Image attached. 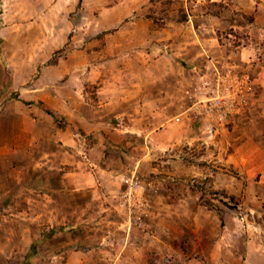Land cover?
I'll list each match as a JSON object with an SVG mask.
<instances>
[{"label":"rangeland","instance_id":"1","mask_svg":"<svg viewBox=\"0 0 264 264\" xmlns=\"http://www.w3.org/2000/svg\"><path fill=\"white\" fill-rule=\"evenodd\" d=\"M161 30L166 40L149 43L146 32ZM179 43L184 56L168 53L195 65L180 84L142 67L150 46ZM40 60L79 65L73 92L61 97L65 110L49 115L60 136L83 133L67 116L78 106L119 119L100 145L84 135L72 158L61 142L56 159L49 149L34 155L23 132L13 134L0 158V264H264V0H0V148L23 116L47 114L19 100L32 87L19 72L28 65L36 75ZM214 73L249 79L245 105L226 120L191 108ZM104 77L114 95L99 90ZM148 88L166 95V107L180 100L190 119L129 116L137 108L124 96ZM87 168L107 178L82 182ZM126 179L144 200L129 214L118 207Z\"/></svg>","mask_w":264,"mask_h":264},{"label":"crops","instance_id":"2","mask_svg":"<svg viewBox=\"0 0 264 264\" xmlns=\"http://www.w3.org/2000/svg\"><path fill=\"white\" fill-rule=\"evenodd\" d=\"M143 26H147V25H143ZM165 32H166L165 30H161L160 32L159 31H154V32H152V31L148 32L147 31L146 36H147L148 42L149 43H151L152 41L153 42H160V41L162 42L163 40H166L165 38L162 39V38L158 37L161 34L164 35ZM166 34H169V31H167ZM167 38L169 39V37H167ZM183 45H184L183 43H179L177 45L168 44L162 48H159V47L155 48L154 46L149 45L151 48H149L148 51L151 52L149 57L152 56V59H151L152 65H151V63L150 64L146 63L145 65H142V67L143 66L147 67V65H148V67H149L148 73L153 78H156L158 76L160 78H163V75H161V74L165 70V73L169 74V76H171L173 78L172 83L176 82V83L180 84V81L178 79L182 78L183 76L186 75L185 73H187V71L185 69L187 68V70L194 71L193 68H195V65H191L192 67L187 66L183 59H180V57H178L177 55H175V58H174L168 52H170V50L175 48V50H179V49L182 50V51H180V54L183 55L184 54L183 53V50H184ZM47 61H49V60H46V61L40 60V61H37V63L35 65H32V68H33V66L34 67L36 66V68L38 69V71H36V75L33 74L32 77H30L31 71L29 70L28 65H26V67H22L23 70L21 72H19V75L20 74L22 75L21 78L23 79V84L27 85L30 82V85L32 86L31 88H29L30 91L27 90L28 88L27 89L23 88V87L21 88L22 91H25V92H23L21 94V96L19 97V100L22 103H25V104L28 103L29 105L31 104V101L34 102L35 104H38V105L42 104V107L44 106V112L47 114H44L43 112H41L42 111V109H41L40 112L43 114H38L39 119H36V117H35V119H26L23 116L21 118L19 124H18V127L15 124V126H14L15 129H13L11 140L4 141L3 148H0V158H2L1 156H3V154L8 151L7 148L11 147L12 144H15V142L17 141V137H16L17 133L19 135L20 132H23V135L26 136L25 138L27 140V146L29 147V151H31L32 154L36 155V153H35L36 149L35 148H38V149H40V152L42 154H44V153H48V154L56 153L53 155L52 160L56 159V157H58L61 154V150H62V147L64 145H56L55 143L61 142V143L65 144V146H72L71 149H69V150L65 149L64 150V151H66V153H68V158H72V156L77 155L75 153V150H73V148L76 149L77 147H80L83 144L84 139H89V138H84V135L85 136H93L94 137L93 139L97 141L96 145H100L101 140H102V132H105V128L109 127V124H110L109 122H111V120L114 119L115 117H116V119L117 118L119 119L117 111H116V113L113 114L112 119L108 120V119H104V117H101V115L97 116L98 111H95L91 108H88V106L86 108H83V110L82 109L80 110V107L78 106V108L69 110L67 116L69 118H75L76 117V127L75 128L79 127L77 122H82V124H83L82 127L80 126L78 129L81 130L83 133L72 132L71 135L73 137L71 135H69V137H68V135H66L67 133L64 134L63 136H60L59 133L53 127H51V125L49 124V122H50L49 121V119H50L49 115H51L50 113L52 112V110H54L55 112L65 110V107L61 101V97L67 98L69 96L68 92H71V93L73 92L70 84L72 83V79L76 78L75 74L77 73V70H79L78 69L79 65H75V64L73 65V63L71 61H67V67H64L61 63H59L57 65L55 63H53V64H49L47 66L46 65ZM82 64H84V63L83 62L80 63V65H82ZM29 72H30V74H29ZM40 72L43 73V75H40ZM91 72L93 73V70H90V73ZM66 73H72V76H69L68 78L65 79ZM169 76H167V78L170 79L171 77H169ZM77 77H79V76L77 75ZM97 79L98 78H95V82L97 81ZM100 84H101V86H100L99 90L103 89L105 87L107 89L108 88L110 89L108 94L114 95V93H116V91L114 89L115 85L113 83H111V81L108 78L105 79V77H104V79L101 81ZM111 84H113L114 86H111ZM151 84L153 85L152 82H151ZM166 86H168V85H166ZM63 87H64V89H62ZM154 93L155 92L152 91L151 88H148L143 93H141V95H139V94L129 95L128 99H127V96H124L125 97V98H123L124 103H131V105H134L133 107L137 108V110L134 112H132L130 109L129 116L132 114H135L139 110L148 120L151 119V120H160L161 121L162 119H167V117H169V116H174L173 118H180V121L190 119V115L188 114L187 109L181 107V101L180 100L177 101V104L179 105L178 109L174 110V109H172V107H166V106H169V104H173V103L168 102V98L166 97V95L159 93L160 97H157ZM164 93L166 94V90ZM170 98L171 99H169V100H172V98H176V97L171 95ZM22 103H21V105H23ZM139 103H142V104L139 105ZM167 108H169V109H167ZM112 109H113V107H109L108 110H110L112 112ZM179 110H180V112H179ZM20 111L21 112H19V114H22L25 111V109L20 110ZM13 113L14 112L10 111L9 116H13ZM14 114H16V113H14ZM51 116H53V114ZM120 118H123V117H120ZM116 119H114V120H116ZM13 120H14V118H13ZM180 128H183V127L173 126V130H176V132H181L182 130ZM128 129H129L128 132H131L130 131L131 129L130 128H128ZM163 131H166V130H163ZM14 133L16 135L15 138H13ZM88 133H90V134H88ZM57 138H59V139L57 140ZM73 138H77V139L74 140ZM66 148H68V147H66ZM46 149H49L51 151V153L47 152ZM32 150H34L35 152ZM25 151H26V149H25ZM73 153H74V155H73ZM90 153L92 155H94L91 151H90ZM93 161H95V160H93ZM96 162L97 161H95V163ZM70 164H74V163L69 162V164H68V162H66V164L64 166H70ZM96 165H98V163H96ZM47 168H48L47 170H51L48 166H47ZM86 170L88 171V175L86 178L81 179L82 182H84V181L88 182L89 179L91 178V180L93 182H96L98 184V181H102V179L107 178V177L100 175V174L98 176V174H97L98 172H95V175H94L92 170L89 168H87ZM119 174H118V176H119ZM69 175H71L70 171L65 174V176H69ZM94 176H96L97 178H94ZM118 176L114 175V178H117ZM71 180L72 179H70V181ZM70 183L67 182L66 186H70ZM88 188H90V187H88ZM109 188H111V186ZM105 189L106 188H101V189L97 188L98 192L102 196L104 194H108L110 192L107 190L105 191ZM77 191H78V189H75V192H77ZM103 200H105V199H103ZM87 204H88V202L85 205H87ZM104 204H108V203H106L104 201Z\"/></svg>","mask_w":264,"mask_h":264},{"label":"built area","instance_id":"3","mask_svg":"<svg viewBox=\"0 0 264 264\" xmlns=\"http://www.w3.org/2000/svg\"><path fill=\"white\" fill-rule=\"evenodd\" d=\"M227 74L214 73L197 88L193 102L191 101V108L197 115L226 120L241 111L246 102V87L250 86L249 79ZM124 184L127 188L118 199V207L129 214L139 210L144 200L136 190L137 183H133L132 179H126Z\"/></svg>","mask_w":264,"mask_h":264},{"label":"trees","instance_id":"4","mask_svg":"<svg viewBox=\"0 0 264 264\" xmlns=\"http://www.w3.org/2000/svg\"><path fill=\"white\" fill-rule=\"evenodd\" d=\"M153 23H157V20L156 19H152ZM230 200H233V197H229Z\"/></svg>","mask_w":264,"mask_h":264}]
</instances>
